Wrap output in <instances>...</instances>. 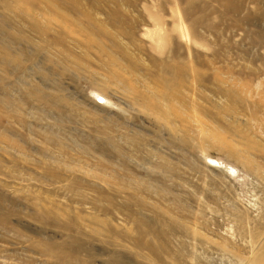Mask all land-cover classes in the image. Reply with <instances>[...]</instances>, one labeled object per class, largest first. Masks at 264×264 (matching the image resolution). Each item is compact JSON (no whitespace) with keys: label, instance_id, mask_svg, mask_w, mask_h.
Masks as SVG:
<instances>
[{"label":"rangeland","instance_id":"rangeland-1","mask_svg":"<svg viewBox=\"0 0 264 264\" xmlns=\"http://www.w3.org/2000/svg\"><path fill=\"white\" fill-rule=\"evenodd\" d=\"M0 264H264V0H0Z\"/></svg>","mask_w":264,"mask_h":264},{"label":"built area","instance_id":"built-area-1","mask_svg":"<svg viewBox=\"0 0 264 264\" xmlns=\"http://www.w3.org/2000/svg\"><path fill=\"white\" fill-rule=\"evenodd\" d=\"M103 101H104L103 97H99V98L97 99V102H98L99 104H102Z\"/></svg>","mask_w":264,"mask_h":264}]
</instances>
